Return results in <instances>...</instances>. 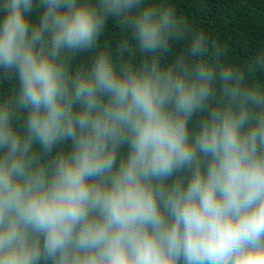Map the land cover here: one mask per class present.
<instances>
[{
  "label": "clouds",
  "instance_id": "1",
  "mask_svg": "<svg viewBox=\"0 0 264 264\" xmlns=\"http://www.w3.org/2000/svg\"><path fill=\"white\" fill-rule=\"evenodd\" d=\"M0 15V264H264V49L169 0Z\"/></svg>",
  "mask_w": 264,
  "mask_h": 264
},
{
  "label": "trees",
  "instance_id": "2",
  "mask_svg": "<svg viewBox=\"0 0 264 264\" xmlns=\"http://www.w3.org/2000/svg\"><path fill=\"white\" fill-rule=\"evenodd\" d=\"M169 4L190 24L224 47L235 64L245 63L257 50L264 49V0H169ZM40 11L33 12V21L38 19ZM2 18L0 15V20ZM118 31L114 20L109 19L101 44L104 40H118ZM259 78L264 81V75ZM14 83L0 75V96L8 95Z\"/></svg>",
  "mask_w": 264,
  "mask_h": 264
}]
</instances>
